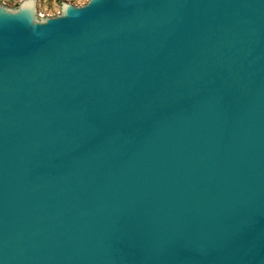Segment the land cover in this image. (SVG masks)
<instances>
[{"label":"water","instance_id":"95a60500","mask_svg":"<svg viewBox=\"0 0 264 264\" xmlns=\"http://www.w3.org/2000/svg\"><path fill=\"white\" fill-rule=\"evenodd\" d=\"M0 6V264H264V0Z\"/></svg>","mask_w":264,"mask_h":264},{"label":"rangeland","instance_id":"374dc122","mask_svg":"<svg viewBox=\"0 0 264 264\" xmlns=\"http://www.w3.org/2000/svg\"><path fill=\"white\" fill-rule=\"evenodd\" d=\"M26 0H0V6L8 11L16 12ZM90 0H34L35 21H43L47 18L55 17L62 11L63 5L81 7Z\"/></svg>","mask_w":264,"mask_h":264}]
</instances>
